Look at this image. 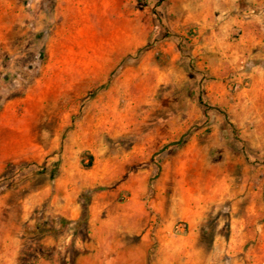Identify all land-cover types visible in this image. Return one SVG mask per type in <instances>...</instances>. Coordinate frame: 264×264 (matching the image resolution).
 Here are the masks:
<instances>
[{"label":"rangeland","instance_id":"374dc122","mask_svg":"<svg viewBox=\"0 0 264 264\" xmlns=\"http://www.w3.org/2000/svg\"><path fill=\"white\" fill-rule=\"evenodd\" d=\"M0 264H264V0H0Z\"/></svg>","mask_w":264,"mask_h":264},{"label":"trees","instance_id":"16d2710c","mask_svg":"<svg viewBox=\"0 0 264 264\" xmlns=\"http://www.w3.org/2000/svg\"><path fill=\"white\" fill-rule=\"evenodd\" d=\"M200 104H201V105H203V103H202V102H200ZM40 173H41V172H40Z\"/></svg>","mask_w":264,"mask_h":264}]
</instances>
